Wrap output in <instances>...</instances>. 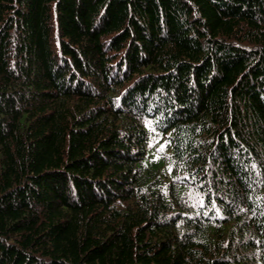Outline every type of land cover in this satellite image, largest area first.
<instances>
[{
    "label": "trees",
    "instance_id": "1",
    "mask_svg": "<svg viewBox=\"0 0 264 264\" xmlns=\"http://www.w3.org/2000/svg\"><path fill=\"white\" fill-rule=\"evenodd\" d=\"M0 264H264V0H0Z\"/></svg>",
    "mask_w": 264,
    "mask_h": 264
},
{
    "label": "snow or ice",
    "instance_id": "2",
    "mask_svg": "<svg viewBox=\"0 0 264 264\" xmlns=\"http://www.w3.org/2000/svg\"><path fill=\"white\" fill-rule=\"evenodd\" d=\"M161 150H163V149H161Z\"/></svg>",
    "mask_w": 264,
    "mask_h": 264
}]
</instances>
